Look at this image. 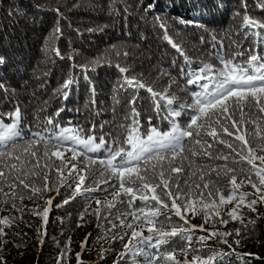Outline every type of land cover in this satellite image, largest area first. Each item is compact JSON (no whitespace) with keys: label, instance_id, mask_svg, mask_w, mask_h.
I'll use <instances>...</instances> for the list:
<instances>
[{"label":"snow or ice","instance_id":"1","mask_svg":"<svg viewBox=\"0 0 264 264\" xmlns=\"http://www.w3.org/2000/svg\"><path fill=\"white\" fill-rule=\"evenodd\" d=\"M240 7L244 9L243 15L239 11L234 13V17H240L239 30L232 31L231 34L229 30L225 31L227 45L223 36L218 38L216 34H210L212 51L209 57L216 63H212L211 59L189 56L186 49L169 35L166 21L154 13L153 18L164 34L163 39L183 58V64L179 69L184 80L183 87L170 72L161 69L157 78L167 76L168 84L163 86L162 90H154L153 84L146 83L141 78L143 74H140V77L132 75L130 66L105 61L108 66L115 67L120 74L112 97L114 103L121 102L116 94L119 91L132 92L126 100L129 111L123 118L124 122L118 125L120 132L115 135L106 133L100 136L97 142L94 134L95 124L90 126L88 133L84 132L81 125H73L71 121L62 126L58 117L65 111L63 106L54 114L45 116L44 121L38 122V130H29L27 134L22 126L24 114L18 103H14L10 112H0V184L12 189L11 195L20 200H23L24 196L16 189L21 186L29 191V199L42 197L45 192L54 190L49 187L47 175L54 171L56 179L52 183L72 190V195L56 207L68 204L78 194L106 191L100 187L106 185L112 189L109 193L112 199L106 201L104 205L109 214L118 203L125 204L128 206L127 211L119 212L117 217L119 224L125 226V219L132 218L126 225L131 232L124 245L125 251L120 254L122 258L141 257L133 260L132 264H181L175 253L181 251L187 257L192 234L199 229L208 231L207 236L198 237L199 241L206 242L219 237V243L227 245L231 251L212 252L206 257L197 254L192 262L185 258L183 264H214L217 257L221 258L219 264H224L223 257L235 253L227 239L233 232L210 231L203 225L191 224L187 219V213L191 212L193 216L203 213L205 223L211 221L213 227L217 222L227 225L228 220L222 218L213 220V216L219 218V206L236 200V206L228 211L227 216L232 220L239 219L241 224H244L242 216L237 211L240 206L245 205L255 211L254 206L258 202L264 203V195L248 200L246 198L252 194L238 191L245 183L244 177L256 193L264 191V128H261L258 122L264 119V50H261L264 49V19L249 14L247 0H241ZM258 7L264 11V0H261ZM155 8V3H149L146 11ZM56 11L59 16V9ZM124 12L125 15L128 14L127 8ZM178 22L185 25L193 23L183 19H179ZM100 30L103 31V28ZM241 34L243 40L252 38L251 46L244 47L240 39ZM60 35L59 27H55L52 36L58 38ZM200 42L204 43L203 36L200 37ZM226 47L235 50L229 52L226 51ZM51 50L56 56L64 58L58 48L52 47ZM116 55L120 53L117 52ZM129 55L127 51L123 53L124 57ZM68 59L74 61L75 57L69 56ZM4 63V58L0 57V65ZM100 64L101 58L97 57L87 64L70 65L72 68H79L88 80L89 92L93 96L92 105L96 103L95 86L87 74L95 71L96 66ZM76 83L75 76L68 75L57 89L60 98L66 101L71 94L70 89ZM173 84H176L177 89L185 93L189 99H183L177 92H170ZM187 86L194 88L189 90ZM141 89L149 94L150 111L157 119L166 121V127L153 123L152 115L147 116L144 123L141 122V113L137 108ZM7 92L8 88L4 81L0 80V94L6 95ZM115 110L113 107L112 111ZM245 125L254 127L248 129ZM100 127L103 128V125ZM105 136L109 138L105 139ZM65 152L72 153L70 161L65 159ZM90 153L101 154L94 157L89 155ZM197 159L201 163H196ZM78 163L83 164V167L78 168ZM37 169L46 173L43 185L26 183L25 178L29 175H38ZM239 174H243V177L238 184ZM253 175L258 183L252 181ZM224 178H228V184L224 186L228 189L227 194L218 186L219 181ZM86 180L89 181L88 187H85ZM55 190L59 194L58 188ZM0 193L9 195L4 192L3 187H0ZM53 199L54 197L45 201L46 206L42 211L31 210L34 215L42 218L44 226L48 223ZM137 201L140 202V206H137ZM96 204L98 206L101 204L100 199H96ZM94 211L99 213L100 209ZM172 215L179 217L183 225L179 227L174 225ZM80 218L83 219V214ZM8 222V218L0 221L3 224ZM112 226L116 227L115 224ZM145 227L150 234L148 236L144 235ZM46 234L45 228L41 236ZM2 235L3 229L0 228V236ZM124 235L113 236L111 239L123 240ZM235 235H240L239 229L235 230ZM175 237L184 240L183 247L179 249L167 247ZM87 239L88 237H85L81 243L82 249ZM40 243L43 244V239ZM234 243L239 245L240 240H234ZM67 245H70V238ZM199 251L198 249L197 253ZM64 255L63 252L58 254L57 264H60ZM77 261L78 264H84L80 259V253H77ZM0 264H6L3 257H0Z\"/></svg>","mask_w":264,"mask_h":264},{"label":"trees","instance_id":"2","mask_svg":"<svg viewBox=\"0 0 264 264\" xmlns=\"http://www.w3.org/2000/svg\"><path fill=\"white\" fill-rule=\"evenodd\" d=\"M240 2L241 0H0V57L5 61L0 65V80H3L8 88L6 95L0 94V112H10L14 103H18L24 114L22 126L27 134L29 130H38V122L44 121L45 116L54 114L63 106L65 111L58 117L62 126L71 121L73 125H81L84 132L88 133L90 126L95 124L94 134L97 142L99 137L106 133L115 135L120 132L118 125L124 122L123 118L129 111L126 100L132 92L119 91L116 94L121 102L114 103L112 97L120 74L115 67L108 66L105 61L130 66L131 74L138 77L143 74L141 78L146 83L153 84L154 90H162L163 86L168 84L167 76L157 78L161 69L170 72L183 87L184 80L179 71L183 58L163 39L164 34L153 18L154 13L166 21L169 35L186 49L189 56L207 60L211 59L209 53L212 51L210 34H216L218 38L223 36L227 45L225 31L229 30L231 34L232 31L239 30L240 17H234V13L239 11L243 15L244 9L240 7ZM149 3H155L156 8L146 11ZM260 3L261 0H247L249 14L264 19V11L258 7ZM218 4L223 6L217 7ZM125 8L127 15L124 12ZM179 19L193 23L180 24ZM55 27H59L61 32L58 38L52 36ZM201 36L204 37L203 44L200 42ZM240 39L244 47L251 46V37L243 40L241 34ZM52 47L58 48L64 58L56 56L51 50ZM234 50L226 47V51ZM125 51L130 53L128 57L123 56ZM117 52L120 55H116ZM69 56H74L75 60H69ZM97 57L101 58V64L96 66L95 71L87 74L95 86L96 103L92 105L93 96L89 92L88 80L79 68H72L70 65L87 64ZM211 62L216 63L214 59H211ZM68 75H74L77 83L70 89L71 94L65 101L60 98L57 89ZM187 87L189 90L194 88ZM170 92H177L183 99H189L185 93L177 89L176 84L172 85ZM139 97L137 108L141 113V122L144 123L146 117L152 115L153 123L166 127L167 122L157 119L150 111L149 94L141 89ZM113 107L116 109L115 112L112 111ZM41 109L45 111H40ZM258 122L261 128H264V119ZM100 125H103V128ZM252 127L254 126L245 125L248 129ZM25 138L27 139V135ZM108 138L105 136V139ZM100 154L89 155L95 157ZM213 154L215 155V152ZM64 155L65 159L70 161L72 153L65 152ZM196 163L201 161L197 159ZM245 166L247 167L246 162ZM77 167L82 168L83 164L78 163ZM36 171L38 175H29L25 178L26 183L42 186L46 173L41 169ZM64 171L66 175L67 169ZM47 175L49 187L54 190L32 199L28 198L29 191L22 186L16 189L24 196V199L20 200L11 195L12 189L0 184L4 192L9 193L8 196L0 193V221L4 218H8L9 221L8 224L0 223L4 233L0 236V257H3L6 264H57L58 254L62 252L65 255L60 264H78L77 253H80V259L84 264H132L133 260L141 259L139 256L123 258L120 256L125 251L124 245L131 232L126 225L132 218L125 219V226L119 224L117 217L119 212L127 211L128 206L125 204L118 203L109 214L104 205L106 201L112 199L109 194L111 188L100 185L106 191L78 194L68 204L56 207L72 195V190L52 183L56 179L54 171ZM242 177L243 174L237 176L238 184L241 183ZM244 178L245 183L238 191L252 194L246 199L251 200L264 195V191L256 193L251 184L246 182V177ZM252 181L258 183L255 175L252 176ZM227 184L228 178H224L218 185L225 194L228 192L224 187ZM88 186L89 181L86 180L85 187ZM53 197L48 223L44 226L42 218L34 215L31 210L42 211L46 206L45 201ZM97 198L101 201L99 206L96 204ZM236 203L234 200L232 203L220 205L218 209L220 217L213 216V220L221 218L228 220L227 225L217 222L213 227L211 221L205 223L203 213L193 216L188 212L187 219L191 224L203 225L210 231L233 232L227 239L235 253L224 256V264H264V203L258 202L254 206L255 211L245 205L240 206L237 211L242 216L244 224H241L239 219L232 220L227 216L228 211L234 208ZM136 204L140 206L139 201ZM97 208L100 209L99 213L94 211ZM81 214L83 219L80 218ZM172 223L177 227L183 225V221L175 215H172ZM113 224L116 227H113ZM45 228L47 234L41 236ZM236 229L240 230L239 236L235 235ZM125 233L128 235H124ZM120 235H124L123 240L111 239ZM144 235H150L146 227ZM207 235L208 231L196 229L192 234L187 257L183 252L177 251L176 259L183 264L185 258L192 262L197 254L206 257L212 252L231 251L227 245L219 243V237L206 242L198 240V237ZM84 237L88 239L82 249ZM69 238L70 245H67ZM41 239L43 244L40 243ZM237 239L240 240L239 245L234 243ZM184 243V240L175 237L167 247L179 249ZM246 253L252 255L246 256L244 255ZM220 259L217 257L214 264H219Z\"/></svg>","mask_w":264,"mask_h":264},{"label":"rangeland","instance_id":"3","mask_svg":"<svg viewBox=\"0 0 264 264\" xmlns=\"http://www.w3.org/2000/svg\"><path fill=\"white\" fill-rule=\"evenodd\" d=\"M83 239H85V237Z\"/></svg>","mask_w":264,"mask_h":264}]
</instances>
